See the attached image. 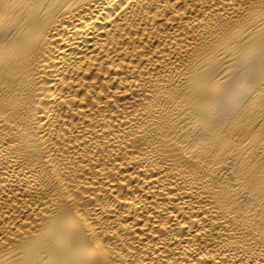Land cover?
<instances>
[{
	"label": "bare ground",
	"instance_id": "1",
	"mask_svg": "<svg viewBox=\"0 0 264 264\" xmlns=\"http://www.w3.org/2000/svg\"><path fill=\"white\" fill-rule=\"evenodd\" d=\"M0 264H264V0H0Z\"/></svg>",
	"mask_w": 264,
	"mask_h": 264
}]
</instances>
